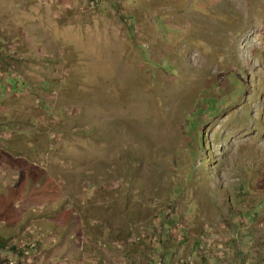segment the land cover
Listing matches in <instances>:
<instances>
[{
    "label": "rangeland",
    "instance_id": "1",
    "mask_svg": "<svg viewBox=\"0 0 264 264\" xmlns=\"http://www.w3.org/2000/svg\"><path fill=\"white\" fill-rule=\"evenodd\" d=\"M7 264H264V0H0Z\"/></svg>",
    "mask_w": 264,
    "mask_h": 264
},
{
    "label": "trees",
    "instance_id": "2",
    "mask_svg": "<svg viewBox=\"0 0 264 264\" xmlns=\"http://www.w3.org/2000/svg\"><path fill=\"white\" fill-rule=\"evenodd\" d=\"M17 246L8 244L7 241L0 239V251H7L8 253L15 251ZM0 264H7V261H0Z\"/></svg>",
    "mask_w": 264,
    "mask_h": 264
}]
</instances>
